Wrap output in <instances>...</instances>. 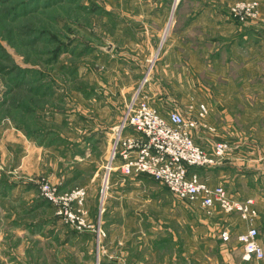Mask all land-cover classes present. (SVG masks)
<instances>
[{"label":"rangeland","instance_id":"1","mask_svg":"<svg viewBox=\"0 0 264 264\" xmlns=\"http://www.w3.org/2000/svg\"><path fill=\"white\" fill-rule=\"evenodd\" d=\"M239 2H257L256 14L236 17ZM252 27L264 32V0H0V264H264L238 240L256 226L264 248L254 200L253 218L204 207L109 164L132 98L186 118L204 103L206 126L192 133L236 156L201 178L237 199L264 193V180L240 174L264 166V33L261 44L238 42ZM13 65L45 91L29 113L16 106L24 92L15 103L4 95Z\"/></svg>","mask_w":264,"mask_h":264},{"label":"built area","instance_id":"2","mask_svg":"<svg viewBox=\"0 0 264 264\" xmlns=\"http://www.w3.org/2000/svg\"><path fill=\"white\" fill-rule=\"evenodd\" d=\"M256 5L257 2H239L232 12L239 19L254 16ZM198 110L197 118H186L177 110L163 116L147 101L138 99V95L132 98L114 130L109 164L115 162L123 175H147L161 181L178 199L199 198L204 207L217 205L222 210L253 218L252 198H233L222 184L209 186L196 170H191L195 166H220L233 157L225 142H213L209 147L196 142L192 132L206 126L201 119L207 112L206 105L200 103ZM128 127L133 133H124ZM81 194L76 191L72 197L79 202ZM228 236L223 231V239ZM257 237L254 226L238 234L245 259L264 256Z\"/></svg>","mask_w":264,"mask_h":264},{"label":"crops","instance_id":"3","mask_svg":"<svg viewBox=\"0 0 264 264\" xmlns=\"http://www.w3.org/2000/svg\"><path fill=\"white\" fill-rule=\"evenodd\" d=\"M262 28H260V27H258V28H254V27H252V29L250 30L251 31V33H252V37H251V39H247V41L245 40L246 38H247V34H245V33H243V38H242V36H240V37H238V42H241L239 45L241 46L239 49H241V50H243L244 48V45H246V47L248 46V42H249V40H250V42L251 43H253V44H261V38H262V33H264V32H262V30H261ZM236 43V42H235ZM235 43H231V45L230 46H234V47H239L238 45H237V43L235 44ZM234 44V45H233ZM184 47V46H183ZM188 47H190V45H188ZM229 47V46H228ZM230 53V52H229ZM237 53V52H236ZM234 56H240L239 54H241V53H237L238 55H235L234 53H232ZM238 58V57H237ZM239 72H241V71H239ZM155 90V91H154ZM154 90H152V89H150V93H151V95H155L157 98H159V96H160V98L159 99H161V95H162V91H161V88L160 87H154ZM148 102V101H147ZM149 103V102H148ZM124 133H133V129L131 128V127H128L125 131H124ZM107 136L109 135V131L107 132V133H105ZM100 135V134H99ZM99 135H97L96 134V132H95V134H94V131L92 132V133H90V134H88V135H86L84 138H82V139H80V140H78L77 141V145H76V147L78 148V152H82V148H84L83 146H84V144L86 143V146L87 145H90V144H92V143H95L96 142V139L95 138H97L96 136H99ZM193 136H194V138H195V140H196V142H198L199 144H202L203 146H205V147H209L210 146V143H213V142H210L208 139L209 138H207V137H205L204 139H206V140H204V139H201V138H203V137H197V135L195 134V132L193 133ZM103 138L105 139V135L103 136ZM82 140H84V142H82ZM100 140V139H99ZM101 141V140H100ZM99 141V142H100ZM80 149V150H79ZM85 149V148H84ZM234 156H236V154H233V157ZM226 162H230V161H226ZM225 164H227V163H225ZM116 166H117V164H115ZM253 165H255V167H253L252 166V168H250V169H246V170H244V169H242V171H240L241 173V175H246V174H248L249 172L250 173H253V174H255L256 175V177H258L260 180H264V166H260L259 164H257V163H253ZM226 166V165H225ZM216 167H224V165H222V166H216ZM201 168L202 167H196V168H191V170L193 169V170H196L199 174H202V170H201ZM204 168V167H203ZM262 168V169H261ZM137 176V175H136ZM215 185H217V184H215ZM256 194H254L253 196H252V199L254 200V207L257 209V212H258V218L256 217L255 219H254V222H257L258 224H260L261 226H262V223H264V222H261V221H264V193H261L260 191H258V192H255ZM246 198H248V197H246ZM261 218H262V220H261ZM256 227V226H255ZM257 228V227H256ZM262 228V227H261ZM258 229V228H257ZM262 229H264V228H262ZM260 243L262 242V240L260 239V231H259V240H258Z\"/></svg>","mask_w":264,"mask_h":264},{"label":"trees","instance_id":"4","mask_svg":"<svg viewBox=\"0 0 264 264\" xmlns=\"http://www.w3.org/2000/svg\"><path fill=\"white\" fill-rule=\"evenodd\" d=\"M47 5H50L49 3ZM23 35L27 36L29 35V33H31V30H25L22 32ZM43 33V32H42ZM28 44H33L34 40L31 38L30 40H27ZM63 46H61V43L57 44L56 50L54 51V56L52 59H56L58 53L61 51ZM13 67H15L16 69H18V72H16L17 74L11 78L8 83L9 85L5 88L4 90V95H8L10 93V91L13 90V92L11 93V98L15 103V100L18 101V99H16L19 95L21 97V92H24L27 96L24 97V99L21 100L20 105H16L18 109H22L21 111L23 113H29L30 112V108L28 107L29 104H31L32 102V96H39L42 92L43 94H45L44 89L42 90V86L41 85H37V86H30L28 84H24L26 82L25 78L27 76V74L29 72L33 73V70L30 67H25L22 68L20 66H16L13 65ZM11 67V68H13ZM25 80V81H24ZM23 82V83H22ZM24 84V85H23ZM23 97V96H22ZM23 127V126H22Z\"/></svg>","mask_w":264,"mask_h":264}]
</instances>
